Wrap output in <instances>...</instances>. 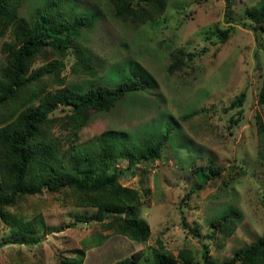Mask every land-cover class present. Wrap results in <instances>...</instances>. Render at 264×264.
<instances>
[{
    "label": "rangeland",
    "instance_id": "374dc122",
    "mask_svg": "<svg viewBox=\"0 0 264 264\" xmlns=\"http://www.w3.org/2000/svg\"><path fill=\"white\" fill-rule=\"evenodd\" d=\"M72 1L79 11L96 16L95 27L79 43L94 58L98 75H67L74 61L70 55L63 69L70 87L84 92L98 85L117 86L129 76L144 85L109 111H90L76 149L94 151L95 137L105 132L128 139L169 133L168 147L154 166L118 164L121 183L141 193L139 217L148 223L151 235L139 242L110 230L105 238L91 219L94 208L74 206L66 194L44 190L17 198V204L5 210L7 218H0V242L24 239L22 222L35 216L44 221L35 223L39 227L34 234H26L27 239L37 237L35 243L1 245L0 264H58L61 257L78 256L82 249L81 264H113L139 250L143 257L137 264H150L157 237L173 253L189 247L194 264H203L205 244L214 264H220L234 250L257 243L264 228V133L258 134L256 118L257 114L264 121V105L257 102L264 78V29L257 26L256 38L247 12L263 6L264 0H230L228 16L225 0H168L162 16L135 29L112 18L107 0ZM226 27L230 35L222 42L217 29ZM11 39L9 30L0 37V67L5 64L1 45ZM177 49L195 56L169 74L166 67ZM40 67L37 62L33 69ZM244 89L243 116L233 124L229 118L236 109L224 107ZM192 111L196 113L181 119ZM53 133L60 135L59 129ZM198 183L203 188H194L184 199ZM182 214L188 228L181 222ZM223 216L236 221V230L206 238L211 221ZM57 227L61 230L53 232ZM48 230L52 232L45 234Z\"/></svg>",
    "mask_w": 264,
    "mask_h": 264
},
{
    "label": "trees",
    "instance_id": "16d2710c",
    "mask_svg": "<svg viewBox=\"0 0 264 264\" xmlns=\"http://www.w3.org/2000/svg\"><path fill=\"white\" fill-rule=\"evenodd\" d=\"M167 2L107 0L112 18L133 29L162 16ZM225 2L228 16L230 0ZM247 17L258 38L257 26L264 29V5L248 11ZM96 21L94 14L79 11L72 0H0V37L8 30L12 37L1 45L5 64L0 67V218H7L5 210L15 206L17 198L44 190L59 192L71 197L74 206L96 208L91 219L98 222L101 233L111 230L131 240L146 242L151 231L148 223L139 217L141 193L121 183L122 170L118 164L123 161L128 168L138 164L154 166L168 147L169 133L128 139L126 135L119 138V133L105 132L95 137L97 149L94 151L76 149L79 132L87 125L90 111H109L128 92L144 89L136 76H129L117 86L98 85L84 92L74 90L67 83L68 74L93 79L98 75L94 58L79 43L83 34L95 27ZM217 35L222 42L226 41L230 27L217 29ZM70 55L74 61L66 75L63 69ZM194 56V52L183 49L173 51L167 72L173 74L180 70ZM37 62L41 67L33 69ZM246 97L244 89L224 107V110L236 109L235 115L229 118L233 124H238L243 116ZM257 102L264 105V78ZM58 109L63 110L59 115L55 113ZM195 113L189 112L181 119ZM256 118L261 135L264 121L257 114ZM54 129H59V137L54 135ZM224 183L227 185V181ZM194 188L201 190L203 183L191 188L184 199ZM39 220L44 222L43 218ZM39 220L35 216L22 222L19 227L24 239H3L0 246L25 241L35 243L38 238L27 239L26 234L35 233L39 227L35 223ZM181 222L189 227L183 214ZM236 227L231 216H223L211 221V229L205 236L213 239L216 233L231 235ZM60 230L57 227L53 232ZM156 245L150 264H194L189 247H180L173 253L160 237L156 238ZM203 247V264H214L207 245ZM84 254L82 249L78 256L61 257L58 264H81ZM142 257L143 252L139 250L113 264H137ZM220 264H264V228L257 243L234 250Z\"/></svg>",
    "mask_w": 264,
    "mask_h": 264
},
{
    "label": "crops",
    "instance_id": "0c3cea01",
    "mask_svg": "<svg viewBox=\"0 0 264 264\" xmlns=\"http://www.w3.org/2000/svg\"><path fill=\"white\" fill-rule=\"evenodd\" d=\"M152 172H154V170H152ZM92 208H94V207H92ZM95 210H96V208H94ZM96 212V211H95ZM105 233V232H104ZM106 234V233H105Z\"/></svg>",
    "mask_w": 264,
    "mask_h": 264
}]
</instances>
